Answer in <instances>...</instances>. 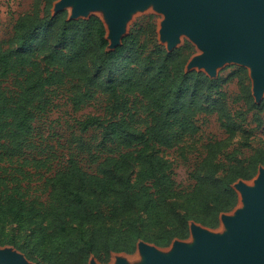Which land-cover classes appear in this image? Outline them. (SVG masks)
<instances>
[{
    "label": "trees",
    "instance_id": "trees-1",
    "mask_svg": "<svg viewBox=\"0 0 264 264\" xmlns=\"http://www.w3.org/2000/svg\"><path fill=\"white\" fill-rule=\"evenodd\" d=\"M43 2L17 17L8 46L0 42V79L12 84H0V244L37 264H89L92 256L107 262L112 252L132 253L140 240L168 246L189 235L191 220L216 226L238 203L234 183L264 165V148L244 158L228 150L248 130L245 111L231 106L223 88L232 74L187 70L193 45L168 50L151 21L136 23L110 49L98 15L69 18L51 11L53 0ZM239 71L248 78L246 68ZM62 87L76 110L105 97L109 115L77 120L83 131L101 130L95 169L71 155L44 176L42 197L31 182L50 166L28 151L36 147V120ZM240 99L254 118L264 112V98L255 102L244 81ZM209 113L228 136L205 144L193 183L180 188L161 152L184 144L199 131L198 116Z\"/></svg>",
    "mask_w": 264,
    "mask_h": 264
},
{
    "label": "water",
    "instance_id": "water-1",
    "mask_svg": "<svg viewBox=\"0 0 264 264\" xmlns=\"http://www.w3.org/2000/svg\"><path fill=\"white\" fill-rule=\"evenodd\" d=\"M72 1L59 0L55 12L70 10ZM107 1L76 0L69 18L88 17L92 14H82L90 11V6ZM151 1L165 14L160 32L161 37L167 40L168 50L179 46L182 33L188 34L203 50L191 59L193 68L189 69L187 62V70H203L213 77L217 67L226 61L248 65L251 67L254 94L259 102L263 99L264 0H110L111 39L105 21L98 15L106 27L110 49L121 44L131 13ZM258 171L254 185L246 184L242 178L234 183L235 188L241 190L244 205L235 215L220 214L227 226L223 233H214L191 220L193 242L175 238L171 242L172 249L165 253L160 248L164 246L140 240L136 250L143 252L147 264H264V168L259 167ZM93 257L89 264H97L91 262ZM0 264L37 263L17 248L6 246L0 247Z\"/></svg>",
    "mask_w": 264,
    "mask_h": 264
},
{
    "label": "rangeland",
    "instance_id": "rangeland-1",
    "mask_svg": "<svg viewBox=\"0 0 264 264\" xmlns=\"http://www.w3.org/2000/svg\"><path fill=\"white\" fill-rule=\"evenodd\" d=\"M58 1L59 0H53L52 2L51 11L53 13L56 11V3ZM38 4L39 7L43 9V0H0V42L3 43L4 46H8L12 39L14 34L13 26L17 17L24 12L31 11ZM65 10L68 15H72L69 9ZM90 14L97 13L88 11L87 13L82 14V16H88ZM164 18L165 14L158 10L153 1H151L144 8H137L131 13L127 22L125 35L131 31L136 23L146 26V24L151 21L155 25L158 42L167 46V40H164L161 37L160 32ZM142 33L147 38L148 34L144 29H142ZM186 42L193 45V51L189 56L187 64V67L190 69L193 68L190 64L191 59L202 53L203 50L188 34L182 33L178 45L181 46ZM110 47L112 46L110 45ZM240 67L247 69V79L244 78V75L239 71ZM220 74L225 77L232 74L229 80L224 84L223 88L228 93L231 106L234 109L241 108L245 111L246 121L244 122V126L248 129L246 132L238 131L236 135L232 137L228 150L231 151L234 148H238L237 155L239 157H248L257 149L264 148V112L254 118L255 110L251 108V103L248 101L245 102L243 99L237 101L234 100V98L242 92V82L244 81L249 84L254 101L259 102L254 94L251 67L236 61H226L217 67L216 75L213 77H217ZM0 84L3 86H12L10 79H0ZM68 94V89H66V87L59 88L55 91L51 109L43 113L36 120L34 137L36 147L32 149V151L31 149L28 151L33 156L47 159L50 166L49 170L45 168L39 169L35 174V179L31 182V192L34 191L37 194H41L42 197H45L46 195L43 191L44 176L50 175L57 168L62 167L71 155L75 156L86 169L93 171L97 164L95 158L101 153V147L99 144L101 140V130L92 128L83 131L80 129L77 120L83 119L89 114L108 116L109 114L106 111V98L103 96L98 97L91 100L81 109L76 110L69 101ZM197 120L200 129L195 135L187 137L184 144L179 147L165 149L161 152L166 158L172 161L174 177L180 188L188 187L193 183L191 172L195 170L202 156L205 154V144L210 140L225 139L228 136V133L221 126L216 113L200 114ZM102 156H104V152L102 153ZM260 167L264 168V165L262 164ZM32 170L35 171L33 168ZM258 175L259 171L252 178L244 179L243 181L248 185H254ZM236 188L239 193V201L232 210L226 213L228 215H235L237 210L244 205L241 190L238 187ZM194 222L207 227L214 233H223L227 230V226L222 217L219 218V223L216 226H207L201 222L192 220V223ZM183 240L186 243L193 242L194 238L191 230L189 231V235L183 238ZM6 246L14 247L10 244H0V247ZM172 247L173 243L160 248L162 250H169L172 249ZM136 252L137 250L132 254H135ZM117 254L129 253L114 252L111 254L107 262H102L96 257H93L91 262L95 261L97 264H111L113 257Z\"/></svg>",
    "mask_w": 264,
    "mask_h": 264
},
{
    "label": "bare ground",
    "instance_id": "bare-ground-1",
    "mask_svg": "<svg viewBox=\"0 0 264 264\" xmlns=\"http://www.w3.org/2000/svg\"><path fill=\"white\" fill-rule=\"evenodd\" d=\"M76 5V0L70 4V10L72 11ZM110 0L102 5L90 6L88 10L98 13L107 26L108 37L111 39V23L108 17V8ZM165 253H169V250H164ZM111 264H147L146 257L141 250H138L135 254H117L113 257Z\"/></svg>",
    "mask_w": 264,
    "mask_h": 264
}]
</instances>
